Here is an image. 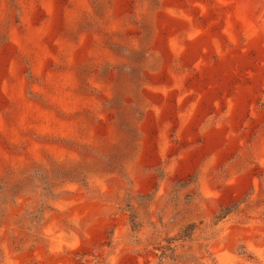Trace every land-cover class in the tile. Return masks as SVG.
Listing matches in <instances>:
<instances>
[{
    "label": "rangeland",
    "instance_id": "rangeland-1",
    "mask_svg": "<svg viewBox=\"0 0 264 264\" xmlns=\"http://www.w3.org/2000/svg\"><path fill=\"white\" fill-rule=\"evenodd\" d=\"M0 264H264V0H0Z\"/></svg>",
    "mask_w": 264,
    "mask_h": 264
},
{
    "label": "trees",
    "instance_id": "trees-1",
    "mask_svg": "<svg viewBox=\"0 0 264 264\" xmlns=\"http://www.w3.org/2000/svg\"><path fill=\"white\" fill-rule=\"evenodd\" d=\"M188 229H189V227H187V228L185 229V231L188 230Z\"/></svg>",
    "mask_w": 264,
    "mask_h": 264
}]
</instances>
